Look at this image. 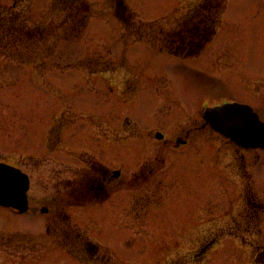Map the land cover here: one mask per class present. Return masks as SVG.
I'll list each match as a JSON object with an SVG mask.
<instances>
[{"label":"rangeland","instance_id":"rangeland-1","mask_svg":"<svg viewBox=\"0 0 264 264\" xmlns=\"http://www.w3.org/2000/svg\"><path fill=\"white\" fill-rule=\"evenodd\" d=\"M53 1L21 6L40 22L54 19ZM89 1L98 15L78 38L42 49V65L0 56V159L29 175L31 203L23 213L0 205V264H82L65 246L71 241L46 234L39 208L50 209L55 182L83 167V154L121 167L125 180L141 164L156 172L136 192L69 210L71 223L100 245L99 264H258L264 223L242 234L233 220L246 211L245 186L264 204V151L249 178L242 165H252L254 151H237L217 134L198 128L187 146L164 143L200 125L186 116L202 101L247 102L264 117V0H226L217 33L190 57L125 36L110 3ZM196 1L126 4L140 20H165L174 29ZM13 2L0 0V7Z\"/></svg>","mask_w":264,"mask_h":264},{"label":"flooded vegetation","instance_id":"flooded-vegetation-1","mask_svg":"<svg viewBox=\"0 0 264 264\" xmlns=\"http://www.w3.org/2000/svg\"><path fill=\"white\" fill-rule=\"evenodd\" d=\"M22 1L24 0H14L13 4L10 7L18 6L22 8L21 6ZM87 1L91 4L93 8V13L89 17L86 26L88 25L93 15H98V11H99L96 3H92L89 0ZM205 1L208 4H210L209 10H207L208 15L210 17L216 18L217 15H220V12L222 11V7H223V0H198L192 3L191 6L188 8L187 12L185 11L186 13H184V15L181 16V18L178 21L177 28L169 29L166 25L167 21L165 20H162L161 22L153 21V23L162 26L167 32L178 31L179 29L182 30L186 18L190 14L195 12V8L198 5L204 3ZM103 3L105 5H107V3H110L112 5L111 7L113 14L112 16H114L119 21L121 26V31L125 36L132 38L134 40V38L138 35L139 32L144 31L146 33L147 32L150 33L148 30L139 29L138 22L151 23V21L140 20L139 17L128 7V5L126 4V0H103ZM127 17L131 19V21L133 22V25L130 26V29H126L122 22V20ZM42 21H46V20H42ZM83 30L80 32V35L83 32ZM156 31L157 30L155 29L151 30V35L152 34L156 35L155 34ZM215 33H216L215 29L212 32H210L209 35L210 38L203 44L199 52L205 47V44H208V42L213 38ZM42 64L43 63H37V65H42ZM244 104L251 106L253 110L258 114L260 120L264 122V117L255 107H253L247 102H244ZM202 115H203L202 113L199 114V111L196 114V111L194 110V114L186 116L189 118V123H191L192 121H198L200 119L201 122L200 125L198 126L192 125L188 129H184L185 135L183 137L181 136L177 137L174 143L172 141L171 142L165 141L164 143L165 147L172 145L174 146L173 147L174 149H179L180 147L187 146L189 143L188 139L190 133L197 130L198 128H200L199 130H207L211 134L214 133L224 138L225 142L231 144L232 146H235V149L237 151L241 149L254 151L256 158L254 162L251 163L252 165L250 167H248V164L242 165V168L244 169V174L248 175L249 178H251V172L255 174V172L258 170L259 166L261 165L260 153L263 152L264 149L241 148L237 146L235 143L229 141L225 137L215 132L208 124L205 123V121L202 119ZM156 134L157 132H155L154 135L155 138H156ZM162 140L163 138L158 141H162ZM81 156L88 157L87 160L81 158L82 160L85 161V165L83 167H79L73 176L64 177L63 180L56 181L53 187V192L48 197L50 209L46 207H40L39 209L42 214L48 217L47 225H46L47 233L45 232L46 234H50V233L53 234L55 236L54 239L57 241H64L67 243L71 241V244H67V245L65 244V246L69 247L68 250L70 252V255H72V257H74L82 264H99L103 259H105V256L102 253V250L100 249V245L89 239V237H87L84 233L81 234L77 226L71 223L69 210L74 207H83L88 205H97L104 203L109 198H111L115 193L121 190H130L132 192H136L137 190H140V187L148 185L151 182V178L153 174H155L156 172L154 171V168H150L149 166L147 169L145 165L141 164L140 167H138L139 169L141 168L139 173H137L136 170L134 173H132L130 178L128 177V179L125 180L122 177L123 171L121 167L118 168L107 167L104 164L100 163L99 161L91 158L87 154H83ZM0 162L19 169L21 172H23L28 176L30 183V177L24 170L5 160L0 159ZM138 180L139 183H137L136 185L137 187H136L134 185L135 184L134 181H138ZM251 182L252 181H249V183L247 182V184H250L252 188ZM249 188H250L249 186H245V191L243 193V198L245 202L244 208L246 209V211H244L239 215L238 217L239 220H235V221L233 220V225L234 224L236 225L235 229H238V231L242 234H244L243 232L244 230L245 231L256 230V229L260 230L262 229V224L264 223V218H263L264 204L259 202V200L256 197H254L251 189L249 191ZM29 190H30V184L27 192L28 209L31 205L28 197ZM131 198L136 199V197H131ZM131 200L132 199L129 200L130 203ZM131 207L133 209L138 208L136 202H132ZM28 209L26 211H28ZM42 209H44V211ZM136 213L137 211L134 210L130 212V214H134V215H136ZM49 225H52L53 228L50 229L51 227ZM73 232L74 234H72ZM258 234L259 233L257 232L256 235ZM255 259L258 264H264V250L260 252Z\"/></svg>","mask_w":264,"mask_h":264},{"label":"trees","instance_id":"trees-1","mask_svg":"<svg viewBox=\"0 0 264 264\" xmlns=\"http://www.w3.org/2000/svg\"><path fill=\"white\" fill-rule=\"evenodd\" d=\"M53 7L54 19L40 22L32 21L27 8L0 7V56L22 63H41L38 59L43 53L42 49L51 52L58 41L78 38L93 13L87 0H54ZM209 8L210 4L206 1L198 5L195 12L186 18L182 30L173 32L165 31L158 24L138 22L139 29L150 33L139 32L134 40L165 49L175 56H194L218 23L219 15L210 17ZM122 22L126 29L133 25L128 17ZM153 29L157 30L156 35H151ZM32 55L35 56L33 59Z\"/></svg>","mask_w":264,"mask_h":264},{"label":"water","instance_id":"water-1","mask_svg":"<svg viewBox=\"0 0 264 264\" xmlns=\"http://www.w3.org/2000/svg\"><path fill=\"white\" fill-rule=\"evenodd\" d=\"M205 120L218 132L244 147L264 148V123L247 105L238 103L210 108ZM158 138L161 135H157ZM29 178L12 166L0 163V205L24 212L28 209ZM44 211V209H43Z\"/></svg>","mask_w":264,"mask_h":264}]
</instances>
